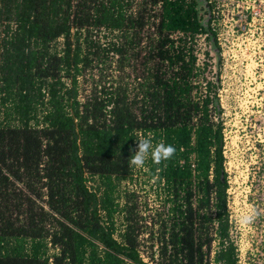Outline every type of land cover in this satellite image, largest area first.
<instances>
[{
	"label": "trees",
	"instance_id": "1",
	"mask_svg": "<svg viewBox=\"0 0 264 264\" xmlns=\"http://www.w3.org/2000/svg\"><path fill=\"white\" fill-rule=\"evenodd\" d=\"M133 2L0 0V264H148L116 193L132 175L130 146L149 133L177 149L161 165L146 162L163 196L156 264H237L217 86L192 96L206 70L191 47L205 35L204 9L198 0H145L134 11ZM148 6H158L148 15L156 38L138 94L99 84L80 100L85 71L109 55L122 69L141 44ZM100 32L117 41L103 45Z\"/></svg>",
	"mask_w": 264,
	"mask_h": 264
},
{
	"label": "rangeland",
	"instance_id": "2",
	"mask_svg": "<svg viewBox=\"0 0 264 264\" xmlns=\"http://www.w3.org/2000/svg\"><path fill=\"white\" fill-rule=\"evenodd\" d=\"M142 1L145 0H134V11ZM146 10L148 19V15L154 16L158 12V6H148ZM154 19H148L147 26L140 34L141 44L129 51L128 61L126 58V61L122 60V69H118L119 60L109 55L107 63L84 72L78 79L80 100L99 84L105 87L111 84L113 87L121 86L127 89L131 99L138 94L142 77L150 67L144 65L142 56L148 41L156 38L151 25L156 23ZM2 30L0 25V41ZM98 39L106 46L115 43L117 36L115 33L100 32ZM61 43L62 40L56 43L58 50L61 49ZM191 47L199 68L207 65L206 70L192 80L198 88L192 96H203L207 82L217 86L216 101L224 136V170L229 185L227 206L230 234L237 250V264H264V61L260 62L259 56H255L245 68L237 66L241 61L236 62L234 58L227 57L224 62L219 59L220 70H214V56L210 53L205 36L197 35L191 41ZM139 53L142 55L135 57ZM207 53L210 55L207 56ZM146 173V165L141 169L132 168L131 178L120 182L116 196L120 208L126 202L130 213L128 217L137 227L140 257L145 263L156 264L155 233L159 216L163 215V196L157 195L158 190ZM87 186H95V182H88ZM252 211L255 212L254 222L248 226L240 225L238 217ZM124 224L123 215L117 214V234L123 230ZM115 237L119 239L118 235ZM54 252L50 249L49 254Z\"/></svg>",
	"mask_w": 264,
	"mask_h": 264
},
{
	"label": "built area",
	"instance_id": "3",
	"mask_svg": "<svg viewBox=\"0 0 264 264\" xmlns=\"http://www.w3.org/2000/svg\"><path fill=\"white\" fill-rule=\"evenodd\" d=\"M221 62L227 57L248 67L259 56L264 61V0H206ZM244 64V65H243ZM224 66V65H223Z\"/></svg>",
	"mask_w": 264,
	"mask_h": 264
},
{
	"label": "clouds",
	"instance_id": "4",
	"mask_svg": "<svg viewBox=\"0 0 264 264\" xmlns=\"http://www.w3.org/2000/svg\"><path fill=\"white\" fill-rule=\"evenodd\" d=\"M131 153L128 164L129 167L141 169L145 167L146 162L151 160L154 165H161L172 160L177 152L174 145L160 141L153 143L151 133L147 135L136 136L134 147L130 146ZM255 212H246L238 217V223L242 226H248L254 222Z\"/></svg>",
	"mask_w": 264,
	"mask_h": 264
},
{
	"label": "water",
	"instance_id": "5",
	"mask_svg": "<svg viewBox=\"0 0 264 264\" xmlns=\"http://www.w3.org/2000/svg\"><path fill=\"white\" fill-rule=\"evenodd\" d=\"M198 7H200V8L202 7L204 9L203 14H205V17H203L200 20V26L203 28L204 32L206 34H208L210 53L214 56L216 63H218L219 59H220L219 50H218V48H217V46L215 44L214 37H213L212 33L209 30V21H210V18H211L209 5L206 2V0H198Z\"/></svg>",
	"mask_w": 264,
	"mask_h": 264
},
{
	"label": "flooded vegetation",
	"instance_id": "6",
	"mask_svg": "<svg viewBox=\"0 0 264 264\" xmlns=\"http://www.w3.org/2000/svg\"><path fill=\"white\" fill-rule=\"evenodd\" d=\"M201 16H202V18L203 17H205V14H203V12L201 13ZM213 35V37H214V34H212ZM203 36H205V38H207V41H208V43H209V40H208V34H206L205 33V35H203ZM214 40H215V37H214ZM216 44V43H215ZM210 55V54H209ZM206 66V68H207V65H203V68ZM220 66H221V64H220V61L218 62V63H216V61H215V58H214V64H213V68H214V70H220ZM196 67H199L197 64H196ZM202 68V69H203Z\"/></svg>",
	"mask_w": 264,
	"mask_h": 264
}]
</instances>
